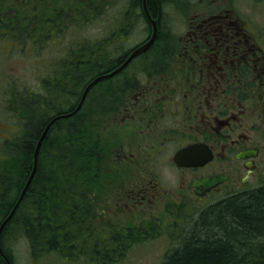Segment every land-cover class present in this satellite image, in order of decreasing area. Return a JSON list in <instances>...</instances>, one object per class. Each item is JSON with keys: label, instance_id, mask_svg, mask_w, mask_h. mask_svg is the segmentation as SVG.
Instances as JSON below:
<instances>
[{"label": "trees", "instance_id": "obj_1", "mask_svg": "<svg viewBox=\"0 0 264 264\" xmlns=\"http://www.w3.org/2000/svg\"><path fill=\"white\" fill-rule=\"evenodd\" d=\"M146 2L151 16L157 19L159 0ZM105 4L113 5L114 1ZM116 30L113 28L110 34ZM111 36L97 42L83 39L68 46L63 57L64 61L69 60L66 66L59 60L56 75L41 79L38 93L26 91V97L22 94L17 96V102H10L18 129L0 142V225L15 206L31 173L34 149L45 126L55 116L71 113L86 86L97 76L117 68V61L122 60L114 53ZM161 44L158 30L151 47L157 49L155 55L160 52L157 45L163 49ZM114 79L94 85L77 112L50 125L26 192L2 226L0 249L5 260L0 253V264H11L5 243L7 232L13 227L28 240L33 255L61 253L59 245L66 242L71 222L83 229L89 218L97 215L94 204L100 201L99 190L113 183V178L107 176L109 164H104V159L115 149L108 129L117 117V85L108 82ZM101 85L107 86L98 91L96 99H100L94 102L91 95ZM104 181H108V186L102 184ZM94 188L97 191L92 193ZM90 194L94 196L88 200L86 216L83 205L85 196ZM195 217L182 229L175 249L168 251L162 264H264V183L248 191L225 194L199 210ZM129 243L94 241L92 247L97 248L98 256H110L116 261L126 252L123 245Z\"/></svg>", "mask_w": 264, "mask_h": 264}, {"label": "rangeland", "instance_id": "obj_2", "mask_svg": "<svg viewBox=\"0 0 264 264\" xmlns=\"http://www.w3.org/2000/svg\"><path fill=\"white\" fill-rule=\"evenodd\" d=\"M107 1L112 2L114 0H104L103 8H99V11L102 10L103 12L88 20L87 14L80 16L81 11L78 13L79 18L65 15L67 13L72 14L69 9L72 0H24L21 2L7 0L9 10L4 9L3 14H9L10 17L4 21L7 23L6 25L0 23V30L10 29L9 33L13 35L11 33L13 32L12 26L16 25L21 28V26L26 25L24 24L25 21L35 28L27 29L21 35H19L21 29H15L13 37L9 34L2 35L0 33V142L13 136L18 129L17 120L11 113L13 108H11L10 102H17V96L19 98L22 94V97H26V91L38 93L39 82L50 75L51 70L55 67L53 66L54 60L56 58L59 60L60 55L65 54L68 46L83 39L89 42H97L98 38L101 39L106 35L111 36L112 29L117 28L110 37V39H114L113 45L116 48L114 53L117 56L124 54L128 56L134 47L149 39L150 22H146L140 13L137 15V13L127 12L126 16L123 17V9L128 5L127 0H115L113 5L109 4L108 6L105 4ZM44 2L47 3L44 11H48L47 7L52 6L51 30L57 34L56 38L52 40L53 43L50 44L49 41L46 45H44L43 38L38 34L41 30L40 23L43 16H47V19L50 18V13H42ZM217 10H226L229 19L232 21L249 18L248 23L245 24L249 29L248 34H252L248 37L249 43L264 42V0H159L158 18L152 19L156 23L157 32L159 30L162 47L165 43H177L181 37L186 38L185 33L189 29L191 21L196 23L201 20L203 15ZM3 26L4 29H2ZM47 28L49 27L47 26ZM47 28H42V30H49ZM257 29V34L255 31L252 33L251 30ZM24 40L26 43H23ZM23 44H25L24 47ZM157 47L160 48L158 54L155 55L154 51L157 50L155 48L147 54L134 58L127 69L122 71L120 77L129 72L136 75L134 79L132 77L128 79V85L132 84L130 81H137L140 86H143L146 83V75L148 77L151 74H162L161 71L154 72L152 65L145 64L150 58L159 60L166 57V55L162 56L163 49L158 45ZM105 48L106 42L102 50ZM176 53H182V50L180 49ZM193 53L195 52H189V54ZM68 62L69 60L64 61L61 65L66 66ZM114 77V80L108 82L117 85V75ZM102 85L91 95L94 102L100 99H96L99 96L98 91H102L107 86ZM127 93L136 95V89L129 88ZM249 103L251 102L249 101ZM256 107L259 108L258 105ZM247 114L249 122L256 121L253 141L259 144L263 153L261 160L264 162V115L253 106ZM108 129L112 133L110 140L113 141L115 149H113L112 154L105 157L104 164L107 162L109 164L108 173L110 172V174L107 176L113 178V183H111L112 186L99 190L100 201L94 204L97 215L91 216L86 223L88 225L83 229H77L75 223L71 222L66 242L59 245L61 253L45 252L33 255L28 240L20 232H15L13 227L7 232L6 246L4 245L11 256V264H162L168 251L175 249V243L183 233L182 229L191 220L185 215H188L190 211L193 212V210L204 209L208 204L227 194L206 196L199 201L191 200L183 206L185 207L184 212L173 215L170 211L171 208L167 207L166 204H175L178 201L177 199L173 200V196L175 197L180 190L181 179L179 174L171 169L161 168L164 161L163 152L157 155L156 165L151 167L145 163L149 162V155L145 152L146 147L128 144L127 137L130 127L127 124L117 125L116 117L108 125ZM117 151L120 152L119 157H117ZM103 174L106 175V171ZM184 176L186 177V175ZM108 181H104L102 184L108 186ZM151 182H155L156 187H160V192L171 194L172 199L155 200L152 207H142L138 211L134 208L127 210L124 207V200L119 201V205L115 203L117 191L123 192V189H120L122 186L138 188L146 184L151 189L153 186ZM250 186H253V183H250ZM90 191L94 193L97 189L94 188ZM92 196L94 194L85 196L86 202L83 205L85 215L87 214L86 210L90 208L88 200ZM118 207L125 212L117 211ZM195 215L194 213L193 216ZM144 226L146 229L143 228ZM126 231L131 232L132 235L125 237ZM117 232L123 235H118V237ZM106 239L115 244L121 241L131 243L123 245L126 253L115 261V259H110V256L103 258L98 256L97 248L94 245L92 247L94 241L100 244L109 243ZM1 258L5 260L3 256ZM6 264L9 263L6 262Z\"/></svg>", "mask_w": 264, "mask_h": 264}, {"label": "flooded vegetation", "instance_id": "obj_3", "mask_svg": "<svg viewBox=\"0 0 264 264\" xmlns=\"http://www.w3.org/2000/svg\"><path fill=\"white\" fill-rule=\"evenodd\" d=\"M126 2L128 5L123 9V17L130 12L140 13L147 19L142 0ZM102 3L104 0H72L69 4L72 14L65 15L79 18L78 13L81 11L80 16L87 14L89 20L103 12L99 11ZM46 4H42V13H50V18L43 16L38 32L44 45L49 41L53 43L52 40L57 36L51 30L52 6L44 11ZM145 5L151 15L146 0ZM4 9L9 10L7 0H0V23L6 25L4 21L10 15H4ZM248 19L232 21L226 10H217L203 15L196 23L191 21L185 33L186 38L178 39L180 43L163 44L162 56L166 55L165 58H150L146 61L145 64L152 65L154 72L161 71L162 74L146 75L143 86L137 81L127 84L130 77H136L131 72L120 77L128 65L117 73V125L125 123L130 127L128 144L145 146V152L149 155V162L145 163L151 167L156 165L157 155L163 152L161 168L171 169L181 179L180 190L173 196V200L178 201L166 204L173 215L184 212L183 206L191 200L199 201L220 193L248 191L264 183L263 153L259 144L253 141L256 121L249 122L247 114L253 106L264 115V42L249 43L248 37L252 34H248L249 29L245 26ZM24 24L21 28L13 25V35L9 33L10 29L0 30V33L13 37L15 29L20 28L21 35L25 30L35 28L26 21ZM251 31L257 34L258 29ZM180 49L182 53L177 54L176 51ZM149 51L147 49L146 52ZM190 51L195 53L189 54ZM124 58L125 54L122 60L117 61V67ZM56 60L50 72L51 78L56 75L59 61L58 58ZM129 88L136 89V95L128 94ZM190 147L198 156L202 153L204 156L211 155L210 159L196 166H179L175 161L176 154ZM119 153L117 151V157ZM240 153L247 155L237 157ZM212 176L224 178L203 193H200L201 186L193 185L196 181ZM156 185L154 182L151 189L146 184L138 188L122 186L120 189L123 192L117 191L115 203L119 205L118 202L124 200L127 210L134 208L138 211L142 207H152L155 200L172 199L171 194L160 192V187ZM117 211L125 212L120 207ZM198 211H190L185 217L194 220L197 216L193 214L198 215ZM143 228L146 229V226ZM126 234L128 236L125 237L132 235L127 231Z\"/></svg>", "mask_w": 264, "mask_h": 264}, {"label": "water", "instance_id": "obj_4", "mask_svg": "<svg viewBox=\"0 0 264 264\" xmlns=\"http://www.w3.org/2000/svg\"><path fill=\"white\" fill-rule=\"evenodd\" d=\"M145 12H146V15L147 17L149 18L150 20V24H151V27H152V33H151V36L149 38V40L144 43L143 45H141L140 47L136 48L130 55L129 57L126 59V61L119 67V68H116L114 69L113 71H111L110 73H107V74H104V75H100L98 77H96L95 79H93L85 88L83 94H82V97H81V100L78 104V106L75 108L74 111H72L71 113H68V114H64V115H59V116H56L55 118H53L49 123L48 125L45 127V129L43 130V132L41 133L37 143H36V146H35V149H34V153H33V165H32V170H31V173L24 185V187L22 188V191L19 195V198L15 204V207L16 205L18 204V202L21 200L22 196L24 195L27 187H28V184L34 174V171H35V167H36V160H37V155H38V151H39V147H40V144L47 132V129L49 127V125L51 123H53L55 120H58V119H64V118H68L70 117L71 115H73L76 111H78V109L80 108V105L85 97V94L87 93V91L94 85L96 84L97 82H99L100 80H104V79H108L112 76H114L115 74H117L118 71H120L131 59H133L135 56H137L139 53L145 51L151 44L152 42L154 41L155 39V36H156V23L154 20H152L148 14H147V11L146 9L144 8ZM247 155V153H240L237 155V157H243ZM203 157V158H202ZM211 155L210 156H204V154L202 153L201 155H197V152H193V147H190V148H185L183 151L179 152L176 154L175 156V161L178 163L179 166H185V167H190V166H196V165H200L206 161H208L210 159ZM224 177L223 176H212L211 178L209 179H202V180H199V181H196L193 185L194 186H201L202 187V190L200 191V193H203L204 191H207L209 190L210 188L216 186ZM15 207L12 209V211L10 212L9 216L1 223L0 225V233H1V229H2V226L4 225V223L10 219Z\"/></svg>", "mask_w": 264, "mask_h": 264}, {"label": "bare ground", "instance_id": "obj_5", "mask_svg": "<svg viewBox=\"0 0 264 264\" xmlns=\"http://www.w3.org/2000/svg\"><path fill=\"white\" fill-rule=\"evenodd\" d=\"M51 124H52V123H51ZM51 124H50V125H51ZM47 125H48V124H47ZM47 125H46V126H47ZM50 125H49V127H50ZM46 126H45V127H46ZM49 127H48V129H49ZM44 129H45V128H44ZM48 129H47V131H48Z\"/></svg>", "mask_w": 264, "mask_h": 264}]
</instances>
